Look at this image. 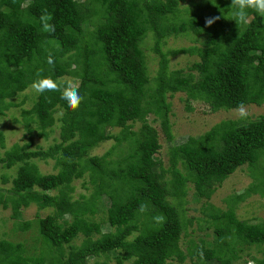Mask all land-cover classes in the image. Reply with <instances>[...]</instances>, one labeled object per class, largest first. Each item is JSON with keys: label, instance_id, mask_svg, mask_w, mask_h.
<instances>
[{"label": "trees", "instance_id": "1", "mask_svg": "<svg viewBox=\"0 0 264 264\" xmlns=\"http://www.w3.org/2000/svg\"><path fill=\"white\" fill-rule=\"evenodd\" d=\"M231 3L201 0L183 16L180 0H0V116L16 107L9 100L41 77H50L61 88L69 83L65 78L72 77L79 81L83 98L72 110L61 92L48 91L38 93L33 107L23 110L27 132L31 135L36 123L42 138L60 114L59 138L47 149L33 150L31 143L7 149L0 168L16 166L17 172L12 196L6 199L0 191V204L7 208L11 201L15 216L34 202L52 208L51 215L39 220L48 251L34 261L23 255L21 245L0 241V264H87L89 257L103 256L107 260L94 264H110L112 255L118 264H184L182 235L195 222L187 215L188 185L194 186L196 200L209 201L243 166L252 172V186L229 197L227 211L206 202V220L198 222L211 221L217 240L209 246L202 241L191 255L204 262L235 264L240 245L264 244V223H247L236 213L247 197L264 194V114L223 120L201 136L172 146L168 170L157 158L162 145L149 122L155 116L168 141L173 140L169 98L177 93L186 95L189 112L195 101L213 113L235 110L240 103L264 104V22L249 9L248 24L237 26ZM44 9L52 16L54 33L41 30ZM209 17L219 19L208 27ZM187 33L194 35L195 45L164 51L167 39ZM147 40L153 45L145 46ZM147 51L160 57L154 77ZM49 54L54 65L47 63ZM178 55L197 60L187 69L172 70L170 57ZM137 123L141 127L134 131ZM110 140L116 142L111 151L91 156ZM125 144L128 151L112 159ZM0 147L6 148L2 131ZM35 159L55 161L57 173L42 174ZM86 176L95 190L76 199L74 183ZM103 196L110 199L107 223L113 232L103 233L102 223L92 220ZM141 204L147 205L144 213L138 211ZM158 215L164 216V223H155ZM29 228L28 221L20 226ZM80 237L82 244L74 245Z\"/></svg>", "mask_w": 264, "mask_h": 264}, {"label": "rangeland", "instance_id": "2", "mask_svg": "<svg viewBox=\"0 0 264 264\" xmlns=\"http://www.w3.org/2000/svg\"><path fill=\"white\" fill-rule=\"evenodd\" d=\"M201 0H180L179 9L182 11L183 16L186 15L184 11H191L196 3ZM207 13L209 10H206ZM182 17V16H181ZM261 21L264 22V17H261ZM194 35L192 33L183 34L180 36H175L167 39L166 44H164V51L179 49L182 47H189L195 45ZM146 45H153L151 40H147ZM197 57L189 55H178L170 57V68L172 70L177 69H187L195 61ZM160 57L158 54L147 51V63L149 66V72L151 77L156 75L158 70ZM73 78L66 77L65 81L71 82L74 85H78L79 81H73ZM38 93L31 87L25 92L21 93L17 98L9 100L16 104L15 108L10 109L6 112L5 116H0V131H2L6 138V148L2 149L0 147V157L5 155L7 149L12 148L15 144L25 145L31 143L32 149H38L39 147L47 149L50 145L54 144L60 133V122L59 116L57 114V122L55 126L48 132L46 136L39 137V130L37 129V124L32 123L33 132L30 135L24 127V117L23 110H30L34 102L37 99ZM186 95L183 93H177L169 100L172 102V109L170 113V123H171V133L173 136L172 141H168L167 136L163 132L161 121H155V116L151 115L149 117V122L157 129L159 133L160 143L162 148L159 152L157 158H161L163 167L168 170L170 168L169 151L174 145H181L186 142L190 136L199 137L202 134L209 131L215 124L228 119H240L238 114L234 110L225 111L221 110L219 112L213 113L209 110V107L200 101H195L192 103L194 107L193 112H189L186 109L185 103ZM248 112L247 117L250 119H256L264 114V104L261 106L249 105L246 106ZM141 127L140 123H137L134 127V131H138ZM120 129L114 130L113 133H119ZM116 142L110 140L101 143L98 147L91 151V156H104L115 146ZM127 150V145L117 148V154L112 155V159H116L119 156V152L122 150ZM37 164L42 174H55L57 169L55 168V161L47 160L43 161L40 159L33 160ZM181 171L185 172V167L180 166ZM17 172V167L12 169L0 168V191L4 193L6 199H9L12 194L9 190L12 188V179L15 178ZM168 177L171 173L167 174ZM252 172L249 174L248 166H243L238 169L233 175H231L219 188L213 197L206 201V199H200V201L195 199V189L192 184H189V192L187 197L188 209L187 215L195 219L193 226L189 227L182 235L181 248L186 254V259L184 264H220L219 261L212 260L209 262L200 261L199 257L191 255L193 251L201 245L202 241L207 242L208 246L217 240V235L215 233V227L211 221L198 222L199 219H204V213L202 209L206 206V202L212 204L213 206L221 209L222 211L228 210L227 199L232 196L244 194L249 187L253 184V179L251 178ZM262 177V174H260ZM264 176V175H263ZM4 177H8V181H4ZM89 177L83 178L81 180L75 181L74 185L76 188L75 198L79 199L83 196H90L95 187L89 182ZM264 189V188H263ZM55 194V193H51ZM10 201V200H9ZM110 199L107 196H103L98 200L96 204L97 213L92 217V220L102 223V232H113L114 229L107 223V209L110 206ZM11 202V201H10ZM8 203V207L4 208L0 204V241H9L14 245H21L23 250V255L36 261L40 257L43 258L48 248L45 243H43L40 232H39V220L51 215L53 213L52 208H41L38 203H31L28 207H23L21 213L15 216L12 209L11 203ZM236 213L242 221H246L251 224L264 223V194L260 192L254 193L247 197L244 201L240 202L236 207ZM30 222L31 228L29 230H21L20 226L24 222ZM135 234V236H137ZM99 237V236H98ZM84 237H80L74 242V245L79 246L82 244ZM195 247V248H194ZM241 249L239 259L235 261V264H257L254 260H264V244L262 245H240L238 247ZM66 251H69L66 248ZM50 254V253H49ZM106 257H89L87 264H94L96 261H105ZM200 262H199V261ZM110 264H118L114 255L108 259ZM171 264H181L178 261H172ZM48 264V263H47ZM124 264H133V261L124 262Z\"/></svg>", "mask_w": 264, "mask_h": 264}, {"label": "clouds", "instance_id": "3", "mask_svg": "<svg viewBox=\"0 0 264 264\" xmlns=\"http://www.w3.org/2000/svg\"><path fill=\"white\" fill-rule=\"evenodd\" d=\"M231 8L233 9L232 15L236 18L235 22L237 26L240 25H247L248 20V10L251 9L264 17V0H232ZM40 24L41 30L45 33H54L55 26L50 23L52 20V16L48 14L47 9H44L41 16H40ZM219 17H209L206 18V26L211 27ZM47 63L49 65H54L55 61L51 54L47 57ZM37 76L40 77V72L37 73ZM30 87L35 90L37 93L43 94L44 92H61V99H63L68 108L72 110L78 109L80 103L82 102V97L79 94L78 86L74 85L73 83L69 82L66 87L61 88L53 79L50 77H41L30 85ZM241 119L247 117L248 112L246 110V106L243 103H240L237 108L234 110ZM147 210L146 204H141L139 206L138 211L140 213H144ZM155 223L162 224L164 223V216L158 215L153 217ZM249 264H252L249 261Z\"/></svg>", "mask_w": 264, "mask_h": 264}]
</instances>
